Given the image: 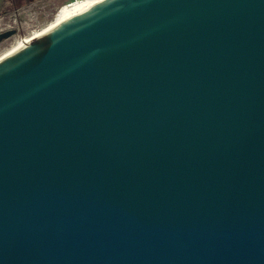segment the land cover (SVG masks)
<instances>
[{
  "label": "water",
  "instance_id": "1",
  "mask_svg": "<svg viewBox=\"0 0 264 264\" xmlns=\"http://www.w3.org/2000/svg\"><path fill=\"white\" fill-rule=\"evenodd\" d=\"M0 264H264V0H101L0 59Z\"/></svg>",
  "mask_w": 264,
  "mask_h": 264
},
{
  "label": "rangeland",
  "instance_id": "2",
  "mask_svg": "<svg viewBox=\"0 0 264 264\" xmlns=\"http://www.w3.org/2000/svg\"><path fill=\"white\" fill-rule=\"evenodd\" d=\"M70 0H0V32L16 33L0 44V53L17 39L52 20L57 9Z\"/></svg>",
  "mask_w": 264,
  "mask_h": 264
},
{
  "label": "bare ground",
  "instance_id": "3",
  "mask_svg": "<svg viewBox=\"0 0 264 264\" xmlns=\"http://www.w3.org/2000/svg\"><path fill=\"white\" fill-rule=\"evenodd\" d=\"M99 1L101 0H70L69 2L62 4L57 9V12L52 18V20L43 24L41 27L31 31L26 36L17 39L9 48L0 53V59L10 55L11 53L19 49L21 46H23L25 43H28L37 36L43 35L59 23L81 13L82 11L98 3Z\"/></svg>",
  "mask_w": 264,
  "mask_h": 264
},
{
  "label": "flooded vegetation",
  "instance_id": "4",
  "mask_svg": "<svg viewBox=\"0 0 264 264\" xmlns=\"http://www.w3.org/2000/svg\"><path fill=\"white\" fill-rule=\"evenodd\" d=\"M3 32H4V31H3ZM0 33H1V32H0ZM12 36H13V35H12ZM10 37H11V36H10ZM6 39H8V38H6ZM6 39L1 40V41H0V44H1L4 40H6Z\"/></svg>",
  "mask_w": 264,
  "mask_h": 264
}]
</instances>
